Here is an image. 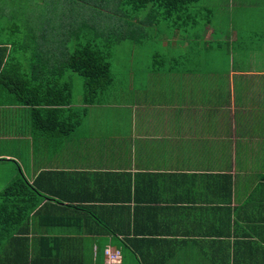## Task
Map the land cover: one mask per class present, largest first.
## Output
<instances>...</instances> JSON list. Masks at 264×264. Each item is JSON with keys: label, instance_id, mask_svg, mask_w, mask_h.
<instances>
[{"label": "crops", "instance_id": "0c3cea01", "mask_svg": "<svg viewBox=\"0 0 264 264\" xmlns=\"http://www.w3.org/2000/svg\"><path fill=\"white\" fill-rule=\"evenodd\" d=\"M10 1L0 74L32 77L34 101L73 87L47 61L77 43L78 25L54 21L65 5ZM200 10L207 23L153 39L155 60L93 103L27 105L0 80V192L23 175L46 193L0 264H107L108 248L118 264H264V0Z\"/></svg>", "mask_w": 264, "mask_h": 264}, {"label": "trees", "instance_id": "16d2710c", "mask_svg": "<svg viewBox=\"0 0 264 264\" xmlns=\"http://www.w3.org/2000/svg\"><path fill=\"white\" fill-rule=\"evenodd\" d=\"M199 1L117 0L119 4L116 5L115 14L88 17L84 13L90 7L86 5L66 4L64 8L66 11L60 13L56 6L62 5L59 0H45V2L43 1L44 4H56L55 9L57 10L54 11V14L58 17H55L54 21H58L62 17L58 22L63 26L69 27V29L73 25H78L74 37L77 43L70 48L72 50H68V48L63 50L61 55H63L64 59L57 57L54 61H47L54 63L57 77H62L61 72L64 70L81 76L83 78V92L80 98H82L83 103H93L98 94L105 93L104 90L109 88L110 81L114 78L111 72V63L108 61L111 44L120 43L127 39L133 45L132 48L138 49L143 47L144 43L151 44V41L146 39L148 37H153L151 40L155 39L156 42L163 33L161 27L164 24L170 31L180 33L187 31L194 23H199L200 21L207 23L205 21L207 12L200 10L201 6L206 4V2L200 4L198 3ZM210 1L218 3L219 0ZM110 2L112 1L108 0V3ZM69 5L70 8L68 7ZM138 14H142V17L138 18L136 16ZM94 18L96 20L92 22ZM102 18L112 19L111 25H106L103 21H100ZM214 21L215 19L210 15V24H214ZM151 25L154 31L152 34H150L151 30L149 29ZM71 34H74L72 29ZM100 39H102V44L99 43ZM105 42H111V44H106L104 47ZM155 51L156 49L154 48L152 53ZM135 55L138 56L139 54L136 53ZM38 67H40V63ZM0 80L17 97L23 95L21 102L27 105L36 106L44 103L45 105L56 104V106H61L62 104L69 105L76 100L73 98V87H70V84H58L56 82L54 91L50 92L54 93L53 96L48 97V94L44 96L46 98H43V100L39 98L34 101L31 97L33 90L31 84L38 86L34 83L36 81L30 76L27 78L26 75H21L17 70L6 69L0 74ZM11 84L22 86V94L19 92L22 89L15 90V87L10 86ZM64 90L65 99L62 97L58 98V93L62 94ZM55 111H58V109L56 108ZM80 114H84V111L82 110ZM40 116L41 109L35 107L32 113L33 124L40 129H44L45 126L43 120H41L42 116L41 118ZM75 124L76 122H72L71 125ZM36 182L37 180L34 181V184ZM34 184L27 181L23 175H20L10 185L1 190L0 242L5 235L11 236L15 226L20 229L23 222L28 223L29 214L37 206L39 197L46 194L43 189L36 187V184Z\"/></svg>", "mask_w": 264, "mask_h": 264}, {"label": "rangeland", "instance_id": "374dc122", "mask_svg": "<svg viewBox=\"0 0 264 264\" xmlns=\"http://www.w3.org/2000/svg\"><path fill=\"white\" fill-rule=\"evenodd\" d=\"M43 1L45 2V0H12L10 1V3H14L16 5H27L30 3L42 4ZM110 1L112 2L108 3V0H59V3L62 5H66V4H77L78 6L86 5L87 7L90 8H88V11L84 13L85 16L101 17L100 15L111 16L112 14L116 13L115 11L117 7L116 5L119 3L117 2V0L115 2L114 0H110ZM208 1L209 0H200L198 3L200 4L205 2L207 3ZM136 16L138 18H141L142 14L141 15L138 14ZM95 20L96 18H94L92 22H94ZM100 21H103L106 25H111L112 19L102 18ZM149 29L151 30L150 34H152V32H154L153 26L151 25ZM168 29L169 28L166 27L165 24L161 27L162 32H165V34L167 33ZM148 38L146 39L152 42L151 38L153 37H148ZM99 43L102 44V39L99 40ZM106 44H111V42L109 43L105 42L104 47L106 46ZM132 46L133 45L131 44V42L126 39L123 42L111 44V46L109 47L110 55L108 57V61L111 63V72L113 76L117 78L116 81L126 80V76H124V74L127 72L128 68L132 66L142 67V63L150 64L155 60L154 53H152L155 47L152 46V44L144 43L143 47L138 49L132 48ZM156 46H159V44ZM134 53H138L139 55L137 56ZM74 76L76 79H74L73 77V90H72L73 98L79 99L83 92V78L77 74H75ZM117 87L120 88L122 87V85L117 84ZM0 166H2L1 163Z\"/></svg>", "mask_w": 264, "mask_h": 264}, {"label": "built area", "instance_id": "2783aa9c", "mask_svg": "<svg viewBox=\"0 0 264 264\" xmlns=\"http://www.w3.org/2000/svg\"><path fill=\"white\" fill-rule=\"evenodd\" d=\"M105 255L107 257V264H118L120 260V252L116 249H105Z\"/></svg>", "mask_w": 264, "mask_h": 264}]
</instances>
